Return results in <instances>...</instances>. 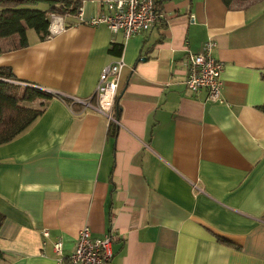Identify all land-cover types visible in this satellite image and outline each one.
I'll list each match as a JSON object with an SVG mask.
<instances>
[{
	"label": "crops",
	"instance_id": "1",
	"mask_svg": "<svg viewBox=\"0 0 264 264\" xmlns=\"http://www.w3.org/2000/svg\"><path fill=\"white\" fill-rule=\"evenodd\" d=\"M52 1L89 19L103 0ZM159 2L164 20L146 35L124 40L74 13L42 42L3 44L0 67L55 98L0 145V264H53L52 244L68 255L82 227L112 235L110 264H264V1ZM206 39L221 104L184 86L180 61ZM119 58L117 120L59 98L88 99Z\"/></svg>",
	"mask_w": 264,
	"mask_h": 264
},
{
	"label": "built area",
	"instance_id": "2",
	"mask_svg": "<svg viewBox=\"0 0 264 264\" xmlns=\"http://www.w3.org/2000/svg\"><path fill=\"white\" fill-rule=\"evenodd\" d=\"M159 0H103L100 12L83 19L80 8L75 12L78 24L91 27L102 25L112 35L119 34L124 40L134 36L146 35L159 28L164 20ZM65 29L64 16L52 13L48 17L47 38L60 34ZM216 44L206 39L198 53H187L180 61L183 71L184 86L192 94L204 93V102L221 104L222 63L217 61L213 52ZM121 59L105 66L99 74L92 96L84 101L71 99V103L79 102L82 111L88 110L113 122V103L118 89V79L122 70ZM71 109V105H66ZM41 236H48L47 230H41ZM112 235L93 237L87 227H82L76 234L72 250L63 254L61 241L52 244L53 264H110L112 253L110 244Z\"/></svg>",
	"mask_w": 264,
	"mask_h": 264
},
{
	"label": "trees",
	"instance_id": "3",
	"mask_svg": "<svg viewBox=\"0 0 264 264\" xmlns=\"http://www.w3.org/2000/svg\"><path fill=\"white\" fill-rule=\"evenodd\" d=\"M246 1L250 0H220L225 8ZM40 3H47V9L34 8ZM157 5L160 9V2ZM77 9V4L69 1L0 0V53L4 43L7 50L11 51L28 46L30 38H33L35 42L46 40L49 15L55 13L65 17L74 14ZM117 47L112 45L108 52L118 56ZM262 79L264 81V75ZM52 98H55V95L45 90L17 83L8 69L0 67V145L11 141L26 129L43 113ZM59 98L64 104H70L71 108L76 106L67 99ZM34 103H38L37 108L31 107ZM260 111L264 113V106L260 108ZM113 112L114 116L118 117L119 108L116 97ZM109 136H113L112 130ZM2 221L3 215L0 214V225ZM217 241L224 242L221 239Z\"/></svg>",
	"mask_w": 264,
	"mask_h": 264
},
{
	"label": "rangeland",
	"instance_id": "4",
	"mask_svg": "<svg viewBox=\"0 0 264 264\" xmlns=\"http://www.w3.org/2000/svg\"><path fill=\"white\" fill-rule=\"evenodd\" d=\"M262 3H264V2H262ZM44 6H46V4H37L34 8L36 9V8H40V7H44ZM37 104L38 103H34L31 105V107L37 108Z\"/></svg>",
	"mask_w": 264,
	"mask_h": 264
},
{
	"label": "water",
	"instance_id": "5",
	"mask_svg": "<svg viewBox=\"0 0 264 264\" xmlns=\"http://www.w3.org/2000/svg\"><path fill=\"white\" fill-rule=\"evenodd\" d=\"M115 119L117 120V117Z\"/></svg>",
	"mask_w": 264,
	"mask_h": 264
}]
</instances>
